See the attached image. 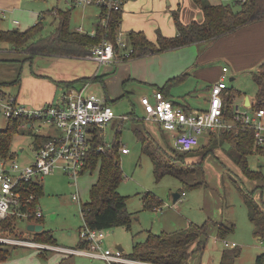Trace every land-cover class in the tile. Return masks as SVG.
Returning <instances> with one entry per match:
<instances>
[{
	"label": "rangeland",
	"instance_id": "374dc122",
	"mask_svg": "<svg viewBox=\"0 0 264 264\" xmlns=\"http://www.w3.org/2000/svg\"><path fill=\"white\" fill-rule=\"evenodd\" d=\"M210 1L215 3L222 1L234 4L237 0ZM50 27V25L46 26L45 31H48ZM203 48L204 47L201 45H185L177 49V54L179 55L182 53L183 56L190 59L191 64H193L196 55L198 52L200 53ZM173 51L174 50H169V54L171 56H176ZM137 57L139 58L140 56ZM117 62L112 63L113 67ZM226 63L227 62L223 58H219L217 60H210L203 65L209 67L208 72L209 75L211 74L210 76L217 78L219 67L223 64L227 65ZM113 67V71L103 74L105 84L96 80L87 87L88 92H94L101 97H107L105 95V93H107L109 102L116 114H127L131 113L133 110L136 118H143L144 111L139 102L140 95L144 92L153 90L155 87H160L161 84L156 85L155 83L157 82L150 84L140 81L138 78L119 79L118 75H116L112 81H109L111 76L117 71L116 67ZM253 70L255 69L250 70L249 68L241 70L233 79H230V74H226L225 80L227 85L238 88L242 92L250 94L253 98L256 91V85L251 77V72ZM4 73L2 77H7L6 71H4ZM199 81L201 80L199 79ZM179 86L181 85H175V87L180 88L179 90H175L174 87L171 88L170 93L174 100L179 101L182 100V97L186 96L187 101L192 106H196L197 104L208 105L201 93L205 91L204 86L198 90L199 93L194 95L188 94L189 92L183 91ZM13 88L14 86L8 85V89L11 90V92ZM113 89L117 90L118 96L115 95ZM61 92L62 89L59 87L56 98L59 97ZM185 92L187 94H185ZM113 96H115V98H112ZM115 119L116 124L120 122L119 126L116 124L113 126L112 122ZM37 122L38 123H35V126L32 128H28L26 125L21 126L17 133L13 135L11 150L19 162L28 163V161H32V144L34 143L33 139L35 134H42L49 130L59 131L55 126H50L42 121ZM6 124L7 118L0 114V129L5 128ZM115 126L116 129L118 127L120 130L117 136L114 132ZM134 126L140 128L144 135L147 131L152 134L155 142L160 146V149H162L166 163H171L173 165H176V163L181 164L179 161L180 158L178 157V153L180 152L176 151L178 149L174 146L172 132L165 130L156 122L154 123L145 119L143 121H135L130 118L121 121L118 118H114L104 126V142H112L114 137H116L120 147L123 145L128 148L127 153L121 151L119 153L120 165L124 177L118 185V191L126 196L127 209L134 212V215L131 220L130 228L117 225L103 229V246L112 248L115 244H120L124 252L128 254L132 250L134 241H142L145 239L147 230L154 233H161L162 231H171L185 227L186 225L183 224L184 218L181 217V215L187 216L192 222L203 223L207 219L205 210L207 209V211H209L210 209L215 212V202L218 198L219 200L223 199L228 202L224 204V206L221 204L222 213L234 221V227L224 238H221L217 236L216 229L208 221V228H206L207 235L203 237V247L192 252L190 262L194 264H219L221 252L224 249L229 250L236 248L238 250V256L235 258L234 264H256L257 254L264 252V235L259 236L254 233L255 228L248 217L247 205L243 200L239 188L231 179L237 181L241 186L247 189H251V185L260 182L245 178L236 164H234L235 167H233L232 163L234 162L231 160L228 152L230 149L228 143L224 142L212 147L214 139L216 138L217 140L216 134L219 133V131H217L212 138L209 137L205 143L202 141L203 136H200L199 144L195 150L193 149L197 152H193L192 155L186 157V161H192L201 156L203 159L201 167L199 166L198 173L192 178V181L199 179V186L186 187L184 181L190 183L191 174L174 176L173 174L166 173L159 178L156 177L153 162L150 156L143 152L142 141L134 133ZM144 130L145 132H143ZM149 132L147 133L148 136H150ZM206 145L211 146V151L207 154L205 153L206 156L203 158L204 151L202 147H206ZM21 148H23L22 151ZM170 158H173V160ZM247 161L250 168L261 169L264 172V155L262 153H249L247 155ZM96 177L97 169L93 171L85 170L82 174L77 176L76 180H73L60 168H55L52 173L45 175L41 180L43 193L39 196L37 203V206L40 207L43 212L40 220L44 228L52 230L58 244L71 245L79 238V230L85 225L80 207L82 203L89 199L90 187ZM206 182L208 186L205 185L207 184ZM182 188H185V194L181 195L175 203L172 202V193L180 191ZM147 191H150L159 198L160 205L157 206V210L156 207L148 208L144 205L143 199ZM74 192L79 193L81 201L72 199L71 195ZM256 192L257 190L254 194ZM262 195L264 197V190ZM217 212H219L218 209ZM24 222H26L25 219H12L10 222L8 221V230L2 232L0 236L30 239L45 244H55L52 241L42 242L36 240V235L27 231ZM224 240L235 242L236 246L231 248L228 246L226 247L224 245ZM2 243L8 247L14 248L11 249V254L8 258L1 261L0 264H52V261H54L52 256L56 253V250L27 247L28 245L19 242ZM40 252H43V254ZM137 260L146 263H155L142 259ZM100 261L106 263V261L102 259H95V262Z\"/></svg>",
	"mask_w": 264,
	"mask_h": 264
},
{
	"label": "trees",
	"instance_id": "16d2710c",
	"mask_svg": "<svg viewBox=\"0 0 264 264\" xmlns=\"http://www.w3.org/2000/svg\"><path fill=\"white\" fill-rule=\"evenodd\" d=\"M193 1L199 5L203 13V18L201 20L192 19L188 22H183L180 20L178 13L174 12L173 17L177 28L175 35L165 36L158 31L156 41L152 42L143 31H129L125 40L127 45L131 46L133 50L128 58L123 55L124 48L120 47L117 42L122 10H108L103 6H100L95 31L92 34L70 28L69 8L58 9L54 26L46 33L43 31L44 27L40 21L24 30L18 28L6 29L0 24V51L7 46L14 52L23 53L24 57L21 59L23 62H31L39 54H60L82 57L89 54L95 45L104 40H109L114 45L117 59L121 61L198 41H213L249 23L264 19V0H237L234 4L222 1L215 3L210 0ZM103 18H105V22H102ZM180 77H173L165 84L169 85L179 80ZM251 77L256 85V91L254 97L251 99L250 107L252 109H264V61L260 64L259 69L251 72ZM97 78L99 76L85 77L81 78L80 81H91ZM19 80L20 74L13 82L15 83ZM13 82H0V95H6L7 92L3 90L4 85ZM75 82L76 80L57 81V84L69 89L74 87ZM160 90L166 96L167 93L164 88ZM243 94L244 92L238 88L228 86L224 97L225 114L227 117L232 115L233 105ZM106 101L110 104L109 99H106ZM52 102L54 100L49 103ZM127 115L135 121L144 120L142 118H136L134 112L127 113ZM33 119L26 116L7 117L6 127L0 129V159H6L14 155L11 150L13 135L17 133L21 126L26 125L28 127V123L33 122ZM133 130L142 141L143 152L150 156L157 178L166 173L173 174L174 176L191 174V182L184 181L185 186H199V179L192 181V178L198 173L199 166L201 167L203 163L202 156L199 159L186 161V157L192 155L195 149L187 152L174 149L180 152L178 153V157L180 158L179 161L181 164L176 163V165H173L166 163L160 146L155 142L151 134L150 136L147 135L149 131H143L145 132V136L140 128L134 126ZM216 133L215 131H210V138ZM217 134V140L216 138L214 139L212 147L216 144L228 143L230 146L228 150L230 157L237 164L242 174L249 180L260 182L251 189H247L237 181L232 180L239 188L243 200L247 205L249 219L255 228L254 233L263 236L264 210L260 200L256 199L254 192L257 189H264V172L261 169L250 168L247 155L251 152H259L264 155V145H255L253 130L248 127H240L237 130L221 129ZM34 136L33 144L35 146L50 138V134H35ZM100 145H102V149H99ZM119 149L120 145L116 137H114L112 142L106 143L98 132H95L91 146L87 151L85 166L82 168L80 174L85 170L93 171L97 169V177L90 187L89 199L81 204L80 211L85 224L91 228L105 229L117 225L130 228L134 212L127 209V198L118 191V185L124 177L119 160ZM202 150L204 151V158L206 156L205 153L207 154L211 151V146L206 145V147H202ZM170 159L173 160V158ZM184 189L182 188L180 192L182 193ZM42 193V182L30 181L23 183L20 205L15 207V210L30 213L31 215L25 217L17 214L6 216L0 222V234L8 230V221L10 222L12 219H25L26 222L34 220L41 222V216L35 217L33 213L37 206L39 196ZM30 195H33V197H30ZM143 203L148 208H155L160 205V200L155 194L147 191ZM208 221L205 220L203 223L191 221L183 228L162 231L161 233H154L147 230L145 239L142 241H134L131 252L126 255L134 259H142L159 264H191L190 256L192 252L203 247V237L207 235L206 228L211 223H208ZM211 224L215 226L217 236L221 238H224L234 227L233 223L227 224L223 221L214 220ZM27 231L35 234L36 240L56 242L50 229L43 228L40 231ZM79 244L85 246L86 242L82 241ZM12 248L14 247H8L0 242V262L8 258ZM237 256L238 250L236 248L224 250L219 264H234ZM256 264H264V252L257 254Z\"/></svg>",
	"mask_w": 264,
	"mask_h": 264
},
{
	"label": "crops",
	"instance_id": "0c3cea01",
	"mask_svg": "<svg viewBox=\"0 0 264 264\" xmlns=\"http://www.w3.org/2000/svg\"><path fill=\"white\" fill-rule=\"evenodd\" d=\"M67 8L70 9V28L91 34L95 31L96 21L100 13V6L95 3L72 4L69 3L68 0H0V24L6 29L18 28L24 30L40 21L44 27L43 31L46 33L53 28L58 9ZM121 10L122 17L119 26V34L126 39L127 33L131 30L143 31L147 38L152 42L156 41L158 31L165 36H172L176 34L177 28L173 17L174 12L178 13L180 20L183 22H188L192 19L201 20L203 18V13L199 5H197L193 0H123ZM48 25L51 27L48 31H45L46 26ZM187 45H201L204 47L203 50L200 51V53L198 52L196 55L193 64H191V60L184 57L182 53L179 55L177 54V49L182 47L180 46L163 50V52H151L146 55H141V58L133 57L127 60H121L118 61L114 67L112 63H100L95 59L88 58L87 56L80 57L60 54H39L35 56L31 62H23L21 60L24 57L23 53L14 52L6 46V48H3V50L0 51V58H3L0 59V82H13L20 74V80L18 82L4 85L3 90L7 92V94L14 95L17 101L21 103L38 107L53 100H57L56 95L59 87L64 89L63 86L57 84V81L76 80L73 85L74 87H71V89H79L84 86L87 90V87L96 80L105 84L103 74L113 71L112 67H116L117 71L113 74V76H111V78L108 77L110 78L109 81H112L113 78L118 75L119 79L138 78V80L148 82L150 84L157 82L155 84H161V86L155 87L153 90L164 88L167 93L166 96L174 103L181 105L187 110L204 109L207 105L197 104L196 106H192L187 101L186 96L182 97V100H174L170 93L171 88L174 87L175 90H179L180 88L175 87V85L180 84L181 86L179 87H181L183 91L194 95L199 93L198 90L204 86L205 91L201 93L208 103L210 93L209 87L223 74V66H227V71L225 73L231 75L230 79H233L238 72H241V70L249 68L250 70L259 69L260 64L264 61V19L249 23L233 32L224 34L213 41H198ZM169 50H174L173 53L176 54V56H171L169 54ZM219 58H223L227 62V65H221L218 69V77L214 78L210 76L211 74L209 75V67L206 65L204 66L203 64L209 62L210 60H217ZM4 71H6L7 77H2L5 74ZM93 76H99V78L91 81H80L81 78ZM178 76H181L179 80L174 81L169 85L165 84L169 82V79ZM199 79L201 81H199ZM8 85L14 86L12 92L8 89ZM153 90L142 93L140 97L144 94L151 95ZM113 92L116 96H118L117 90H114ZM186 92L185 94H187ZM105 95L107 96L105 98L108 99L109 97L107 93H105ZM246 95H248L249 103H251L252 96L245 92L237 99V102L239 104L246 103ZM112 98H115V96ZM131 112L134 111L132 110ZM152 122L155 123V121ZM35 123L38 122H29L28 127H34ZM112 123L114 126L116 124V120ZM119 123L120 122H117L116 125L119 126ZM104 129V127L100 128L98 131L93 129L92 133L95 134V132H99L104 141ZM55 132L57 131L49 130L42 134L49 135ZM114 132L117 136L120 132L118 127L117 129L116 126L114 127ZM202 136V141L205 143L209 139L210 134L209 132H206ZM34 146L35 145L32 144V149ZM122 147L124 146L122 145L120 147L119 152H122ZM22 150L23 148H21V151ZM231 160L233 161L232 158ZM234 164L236 163H232L233 167H235ZM205 185L208 186V183ZM255 185L256 183L251 185V188ZM263 190L264 189H257V194L255 193V197L257 200H260L262 208L264 207V197L262 195ZM182 192L184 193H181V195H184L185 190ZM215 203V212L210 209L209 211H207V209L205 210L207 214L206 220H209L211 223L215 220L223 221L227 224H234V221H232L230 217L225 216L222 213V205L224 206V204H227L228 202L217 198ZM157 209L158 208L156 207V210ZM217 209L219 212H217ZM181 217L184 218V225L191 222L187 216L181 215ZM30 222L37 221L34 220ZM24 223L27 225L29 222ZM213 227L215 228V226ZM81 240L82 239L79 235V238L71 245L64 246L79 247L81 246L79 244L82 242ZM55 243L58 244L57 240ZM116 246H119L118 248L121 249L124 254H127L124 252L120 244H115L112 248H117ZM223 251L221 252V256ZM55 252L52 256V258H54L52 264H108L106 260H104L106 263L102 261L95 262V259L98 258H91L82 254ZM40 253L43 254V252Z\"/></svg>",
	"mask_w": 264,
	"mask_h": 264
},
{
	"label": "built area",
	"instance_id": "2783aa9c",
	"mask_svg": "<svg viewBox=\"0 0 264 264\" xmlns=\"http://www.w3.org/2000/svg\"><path fill=\"white\" fill-rule=\"evenodd\" d=\"M68 2L95 3L108 10H119L122 8L123 0H68ZM102 22H105V18ZM117 42L124 48L123 55L128 58L133 50L132 47L127 45L125 38L120 34L117 36ZM86 56L100 63L119 61L114 45L109 40L95 45ZM222 71L223 74L219 79L209 87L206 108L187 110L165 96L162 90L154 89L151 95L144 94L140 97L144 111L143 118L155 121L165 130L171 131L175 148L184 152L195 149L199 144L200 136L206 132L221 129L237 130L240 127L251 128L255 145H264L263 108L252 109L251 103L236 102L233 105L232 115L227 117L225 114L224 97L228 88L225 80L227 66H223ZM0 114L6 118L12 116L34 118L33 122L42 121L59 130L50 134L48 140L33 147V159L28 163L19 162L15 155L0 159V222L10 214L24 217L31 215L15 210V207L20 205L23 183L41 182L44 176L52 173L55 168H60L71 179L76 180L85 166L86 154L94 137L92 130L98 131L114 118L121 120L129 118L124 113L116 114L105 97L88 92L84 86L79 89L64 88L56 101L38 107L19 102L12 94L0 95ZM99 149H102V145ZM121 150L127 152L128 148L124 146ZM72 198L81 201L78 192H74ZM33 214L35 217L42 216V209L36 206ZM79 235L82 241L86 242L85 246L68 247L2 236H0V242H19L62 253L82 254L106 260L108 264H155L128 257L119 248L104 247V230L101 228H91L85 224L80 228ZM224 245L231 248L236 246V243L224 240Z\"/></svg>",
	"mask_w": 264,
	"mask_h": 264
},
{
	"label": "water",
	"instance_id": "95a60500",
	"mask_svg": "<svg viewBox=\"0 0 264 264\" xmlns=\"http://www.w3.org/2000/svg\"><path fill=\"white\" fill-rule=\"evenodd\" d=\"M246 103L245 104H248L249 103V97L248 95H246ZM181 195V192L180 191H176V192H173L172 193V201L175 202ZM26 228L30 231H40L41 229H43V224L42 223H37V222H29L27 225H26ZM117 248L119 246H116Z\"/></svg>",
	"mask_w": 264,
	"mask_h": 264
}]
</instances>
